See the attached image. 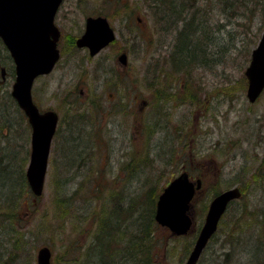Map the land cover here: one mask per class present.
<instances>
[{"label":"rangeland","instance_id":"rangeland-1","mask_svg":"<svg viewBox=\"0 0 264 264\" xmlns=\"http://www.w3.org/2000/svg\"><path fill=\"white\" fill-rule=\"evenodd\" d=\"M152 3L149 7L145 0H64L56 17L63 37L79 36L87 16L95 14L109 18L117 37L93 60H87L77 48L64 51L54 71L36 80L34 96L41 109L53 108L63 119L52 149L62 147L63 141L71 137L64 130L74 112L69 111L70 105L77 108L74 113L82 116L77 118L82 121L75 127V135L81 137L77 140H81L80 147L87 145L91 137L100 141L90 142L93 148L88 165L78 171L91 178L90 183L79 189L75 215L72 211L65 215V204L57 202L55 193L57 180H68L62 191L68 195L78 188L80 179L75 168L62 164V149L56 147L52 151L51 158L56 164H51L50 158L43 194L35 198L30 187H24L16 228L24 233L26 243L22 244L15 264H37V252L44 245L52 249V264H74V254H80L76 247L88 246L93 240L96 223L91 207L96 201L93 190L97 182L101 190L96 192L102 197L115 178L118 181L115 184L124 185L132 174L122 165L132 157L153 162L147 168L141 162L139 167L144 170L133 166L138 170L129 182L133 195L143 189L146 179L159 176L164 188L184 170L193 178L204 175V188L191 209L197 227L205 219L207 210L201 209L205 199L208 209L218 190L237 185L245 188V194L232 201L198 264H264V93L252 103L247 89L240 88L252 50L264 31L263 18L258 15L249 24L244 19H228L216 5L200 6L197 19L193 17L188 27L193 29L201 19L205 22L203 30L194 36V53H199L206 62L188 65L186 75L171 60L176 44L183 43L178 32L183 24L172 28L173 17L162 19L157 13L159 7ZM125 4L128 5L119 14L118 8ZM186 14L192 15L191 11ZM123 49L128 51L126 66L117 59ZM0 58L11 67L10 59L1 49ZM12 82L9 75L0 86L3 201L21 186L20 172H25L31 151V127L10 99ZM163 87L178 98L169 101L156 98V89ZM229 88L234 90L233 95L225 97L224 91ZM189 95L191 99L184 103L179 99ZM144 122L161 127L150 136L149 144L147 130L144 133L141 129ZM10 123L12 129L8 127ZM94 129L99 133L93 134ZM88 132L93 135L88 136ZM172 144H175L173 153ZM22 156L27 157L23 170ZM86 193L88 197L84 198ZM81 213L88 215V221L78 227ZM250 218L260 222L249 224L246 221ZM7 221L0 217V244L4 238L9 240L2 226ZM197 233L191 237L174 236L168 228L160 226L154 245L155 264H184L194 245L186 254V244L191 239L195 241ZM64 257L66 260H62Z\"/></svg>","mask_w":264,"mask_h":264},{"label":"trees","instance_id":"trees-1","mask_svg":"<svg viewBox=\"0 0 264 264\" xmlns=\"http://www.w3.org/2000/svg\"><path fill=\"white\" fill-rule=\"evenodd\" d=\"M152 2L155 3L154 5H157V7H159L160 11L157 13H159L158 15L161 16L162 19H164V17L168 18V16L173 17L172 22H174L175 25H172V28H179V23L183 24L182 27L178 29L179 41L183 43L181 45L176 44L174 52L171 56V60L172 62H174V65L176 67H179V72L185 73L186 75L188 65L206 62L203 61V58L199 57V53H194V36L200 33V29L203 30V24L205 22L203 21V19H201V21H199L200 23H196L193 29L188 27V24H190L189 21H192L193 17H196L197 19V15L201 10L200 6L202 7L206 4L216 5L228 19H231V17H235L238 20L244 19L249 24L253 22V19L256 16L261 15L264 22V0H145V3L149 4V7L153 4ZM127 5L128 4L121 5L118 8L117 12L120 14L121 10ZM190 11L192 13V17L187 16L186 14V12L188 13ZM187 18L190 19L185 21ZM158 21L162 22L161 20ZM222 26L223 25H220L221 29ZM74 38L75 37L73 36L72 39L74 40ZM14 76L15 70L12 69L11 77ZM246 83V76H243L240 81V88L245 89L247 87L245 86L247 85ZM233 91L234 90L232 88L224 91L225 97L232 96ZM10 97V99L16 105V109L24 114L11 94ZM156 98L161 101H169L178 97L175 93L167 91L166 88L163 87L162 89H156ZM179 99L184 103L186 102V100L191 99V95L187 97H181ZM70 106L71 108L69 109V111H71L72 109L75 112L77 108L75 109L74 106ZM74 112L69 115L67 127L64 129L65 131L70 133V139L68 140V138H66L62 147L55 146L54 148L57 147L58 150L62 149V164L68 166L70 165L71 167L75 168L76 172H78L88 165V159H90L89 153L93 148V146L90 145V142L100 141V139L96 140V138L91 137L94 133H99L98 129H94L95 131H93V134L88 132V136L91 137L90 142L87 141V145L81 146L82 148L86 147V149H81L79 145V142L81 140L77 142V140L81 137H77L75 135V127L79 125V122L82 121V119L78 120L77 118H81L82 116ZM62 121L63 119L61 120V122ZM61 122L58 129L59 131L61 130L60 127H62ZM8 127H12L11 123L8 124ZM159 128L161 127L157 124H150L149 122L142 123V131L145 133V130H147L148 133L147 135L144 134L147 137V144H149L150 142V136L157 132ZM58 133L59 132H57V135ZM57 135L55 139L57 138ZM61 138L65 139V137L63 138V136ZM172 145L173 147H170V150L173 153L175 151V144ZM147 148L149 150V146H147ZM146 152L148 151L146 150ZM136 158L137 157H132L130 160L126 161L124 165H122V168L124 170L129 169V173H131L132 176L128 178L124 185L115 184V182H118L115 178L114 182L109 183L108 191L106 192L105 197H102L100 192H96L99 191V188L101 190V187L99 185L100 182H97L98 186L96 187V190H93V196L96 197V201L91 207L96 223L92 235L93 240L88 246L76 247V250H78L80 254H74V264H155L154 252H156V247H154V245L156 232L158 228H160V225L155 220V211L157 200L163 187H161V181L158 180L159 176H157V178L154 177L151 179H146L142 183L143 189L140 192L134 195L130 194L128 188L129 182H131V180L136 177V172L138 170H144L142 166L139 167L140 163L142 162L143 166L146 168L153 165L152 160L149 158ZM26 163L27 157L22 156L20 164V169L22 167L21 170L24 169ZM53 163L56 164V160L54 159V157L51 158V164ZM133 166H135L136 168L138 166V170ZM20 174L22 176L21 186L18 188H14V190L11 191V196L7 197L4 201L0 198V217L3 216L8 220L7 223H5V221L2 226L6 229L7 237L9 239L7 241L5 238L1 240L0 264H15V261L17 260L19 255V250L22 248V244L26 243L24 233L22 231H19L16 226L20 220V217H18V208L21 205L19 198H21L25 190L24 187L27 188L30 186L27 182L25 172L21 171ZM75 175L80 177V179L78 181V188H76L71 194L66 195L65 192L62 193V191L64 190L63 185L66 184L68 180L58 178L61 179V181L59 182L57 180L55 186V193L58 196L57 202L59 204H65V215H67L71 211L73 212L72 214L75 215L74 207L76 206L77 194H79V189L84 185L90 183V176H85L84 174L79 172ZM257 175L258 173H256V176ZM198 176H202L203 179L205 178L202 174H198ZM240 188L244 195L245 188H243L242 186H240ZM15 191H18L17 194H15ZM201 192L196 195L195 199L201 194ZM218 193L219 190L215 195H217ZM91 194L92 193H90V195ZM33 196L35 198H38V196H35L34 194ZM83 197H88L87 193L84 194ZM206 202L207 201L205 199V204L203 202L201 203V209L203 212L207 210ZM84 221H88V215L84 213L79 214L78 227L80 223H83ZM246 222L249 224H256L260 221H256L250 218V220H247ZM222 223L223 221H221V224ZM199 228L200 227L196 226V228H194V230L190 234H188V236L191 237L193 234H195L196 231L198 232ZM229 235L233 236L234 234L229 233ZM227 240H229V238L226 239V242ZM229 242L232 243V241ZM193 244L194 240L191 239L190 241H188V243L186 244V254L190 251V248ZM229 257H227V259ZM62 260H66L65 257L62 258Z\"/></svg>","mask_w":264,"mask_h":264},{"label":"water","instance_id":"water-1","mask_svg":"<svg viewBox=\"0 0 264 264\" xmlns=\"http://www.w3.org/2000/svg\"><path fill=\"white\" fill-rule=\"evenodd\" d=\"M63 0H0V37L15 63L12 95L28 116L32 128L31 154L26 175L36 195L44 190L52 140L59 115L54 109L41 110L33 97L36 78L53 70L60 58L58 40L61 32L55 16ZM116 37L108 18L89 16L84 34L77 44L90 48L92 54L108 45ZM120 61L127 62L122 53ZM248 79L247 97L255 102L264 90V31L252 50L250 64L245 70ZM201 177L191 179L187 171L173 178L160 193L155 211L156 221L169 228L174 235L189 233L194 226L193 199L202 188ZM238 186L215 195L210 201L204 223L185 264H197L204 248L216 233L220 219L234 199L241 197ZM52 251L47 245L38 250L37 264H52Z\"/></svg>","mask_w":264,"mask_h":264},{"label":"flooded vegetation","instance_id":"flooded-vegetation-1","mask_svg":"<svg viewBox=\"0 0 264 264\" xmlns=\"http://www.w3.org/2000/svg\"><path fill=\"white\" fill-rule=\"evenodd\" d=\"M95 15H98V14H95ZM85 24H86V22H85ZM60 30H61V36H60V39H59V47H60V52H61V58H60V60L64 57V56H63L64 51L67 53V50H68V49H75V48H77V49L83 51V52L85 53V56H86V59H87V60H93L96 56L100 55V54L102 53L103 50H105V48H103V49H101L99 52H97L96 54H92L91 51H90V48H89V47H87V46L80 47V46L77 45V38H78L79 36H82V35L84 34L85 26H84V30H83V32H82L79 36H77L76 38H74V40L72 39V37H69V38H67V37H66V38L63 37V31H62L61 27H60ZM0 40H1V42H0V49H1V50H4V51L6 52V56H7V57L9 56L8 59H10V61H11V67L8 68V67L6 66L5 61L2 60V59L0 58V86H1V85H2L1 83H2V82H5V81L7 80V77H8L9 75L11 76L10 73L12 72V69H14V68H13V67H14V61H13V58H12V56H11L9 50L7 49V47L5 46V44H4V42L2 41L1 38H0ZM62 43H63V45H62ZM65 44H66L67 46H66V47L63 49V51H62V48L65 46ZM122 53H126V54H128V51L125 50V49H123V50L121 51V53H119V54L117 55V59H118L119 61H120L119 56H120ZM60 60H59V61H60ZM122 65L125 66L124 64H122ZM26 118H27V117H26ZM61 120H62V117H61V114H59V121L61 122ZM27 121H28V119H27ZM63 144H64V141H63Z\"/></svg>","mask_w":264,"mask_h":264}]
</instances>
